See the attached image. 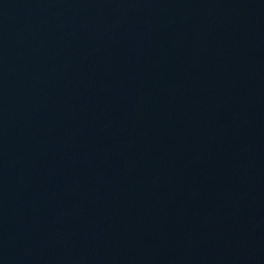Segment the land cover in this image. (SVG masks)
Listing matches in <instances>:
<instances>
[{
  "label": "water",
  "instance_id": "95a60500",
  "mask_svg": "<svg viewBox=\"0 0 264 264\" xmlns=\"http://www.w3.org/2000/svg\"><path fill=\"white\" fill-rule=\"evenodd\" d=\"M0 264H264V0H0Z\"/></svg>",
  "mask_w": 264,
  "mask_h": 264
}]
</instances>
